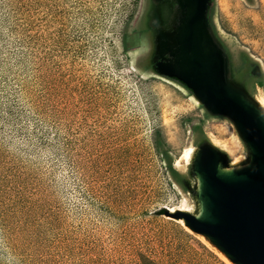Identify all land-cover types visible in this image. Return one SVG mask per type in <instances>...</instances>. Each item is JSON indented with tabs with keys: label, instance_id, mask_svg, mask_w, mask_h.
Segmentation results:
<instances>
[{
	"label": "rangeland",
	"instance_id": "rangeland-1",
	"mask_svg": "<svg viewBox=\"0 0 264 264\" xmlns=\"http://www.w3.org/2000/svg\"><path fill=\"white\" fill-rule=\"evenodd\" d=\"M149 6L0 0V264H227L163 214L193 207L168 166L185 175L200 136L230 161L244 149L226 119L145 69ZM208 19L233 71L259 66L247 90L264 98V0H211Z\"/></svg>",
	"mask_w": 264,
	"mask_h": 264
},
{
	"label": "water",
	"instance_id": "water-1",
	"mask_svg": "<svg viewBox=\"0 0 264 264\" xmlns=\"http://www.w3.org/2000/svg\"><path fill=\"white\" fill-rule=\"evenodd\" d=\"M149 3L143 22L152 29L149 70L183 86L208 116L226 119L245 153L242 160L230 161L196 131L200 137L185 160L186 174L174 181L193 207L163 214L180 219L231 264H264V108L247 90L248 76L257 77L260 68L253 61L245 72L230 68L209 23L211 0ZM166 4L169 19L161 26Z\"/></svg>",
	"mask_w": 264,
	"mask_h": 264
},
{
	"label": "bare ground",
	"instance_id": "bare-ground-1",
	"mask_svg": "<svg viewBox=\"0 0 264 264\" xmlns=\"http://www.w3.org/2000/svg\"><path fill=\"white\" fill-rule=\"evenodd\" d=\"M257 101L259 102V104L264 108V98L262 96H257L256 97ZM191 152V149L188 148L185 153H184V159L187 160V158L189 157V154ZM183 206V205H182ZM180 209H184V208H180ZM173 210V209H171ZM170 210V211H171ZM187 210V209H186ZM177 220L178 223H180L182 225V222L180 219H175ZM183 226V225H182ZM186 228V227H184ZM187 229V228H186ZM188 230V229H187ZM204 243L208 244L201 236L197 235ZM209 245V244H208ZM212 248V247H211ZM214 249V248H213ZM215 250V249H214ZM217 252V254L227 263V264H231L221 253H219L217 250H215Z\"/></svg>",
	"mask_w": 264,
	"mask_h": 264
},
{
	"label": "trees",
	"instance_id": "trees-1",
	"mask_svg": "<svg viewBox=\"0 0 264 264\" xmlns=\"http://www.w3.org/2000/svg\"><path fill=\"white\" fill-rule=\"evenodd\" d=\"M132 44L133 43H131V45ZM168 165H170V164H168ZM168 170L170 172V176L174 179V181H179L180 180V174H179V172H177L176 170H174L170 166H168Z\"/></svg>",
	"mask_w": 264,
	"mask_h": 264
},
{
	"label": "flooded vegetation",
	"instance_id": "flooded-vegetation-1",
	"mask_svg": "<svg viewBox=\"0 0 264 264\" xmlns=\"http://www.w3.org/2000/svg\"><path fill=\"white\" fill-rule=\"evenodd\" d=\"M147 30V32L151 35L152 34V29L151 28H147L146 29ZM152 45H153V41H152ZM150 59V58H149ZM229 59V65H230V67H231V61H230V58H228ZM145 69H150V64H149V66H146L145 67ZM144 70V69H143ZM234 70L235 71H240L241 70V67L238 65V66H234Z\"/></svg>",
	"mask_w": 264,
	"mask_h": 264
}]
</instances>
